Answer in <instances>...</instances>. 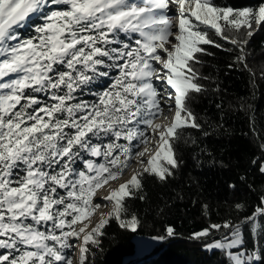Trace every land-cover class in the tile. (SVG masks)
I'll use <instances>...</instances> for the list:
<instances>
[{"label":"rangeland","instance_id":"obj_1","mask_svg":"<svg viewBox=\"0 0 264 264\" xmlns=\"http://www.w3.org/2000/svg\"><path fill=\"white\" fill-rule=\"evenodd\" d=\"M206 5L0 0V264H57L61 236L72 249L66 264H80L84 244L109 215L134 230L119 218L118 204L138 173L161 175L173 163L169 139L191 124L165 99L194 87L186 62L205 42L200 30L220 31L211 6L201 14ZM256 214L253 237L264 230ZM46 222L45 233L39 226ZM241 236L237 229L206 248L228 252L242 245ZM133 242L124 264L159 243L137 235ZM229 258L253 264L254 253Z\"/></svg>","mask_w":264,"mask_h":264},{"label":"trees","instance_id":"obj_2","mask_svg":"<svg viewBox=\"0 0 264 264\" xmlns=\"http://www.w3.org/2000/svg\"><path fill=\"white\" fill-rule=\"evenodd\" d=\"M204 1L220 31L200 30L205 42L193 46L186 62L194 87L182 110L191 124L169 139L173 163L161 175L138 173L118 204L119 218L133 221L134 230L109 215L84 244L80 264H124L134 255L136 235L159 243L135 264H233L229 254L242 250L257 251L264 264V230L253 237L248 221L264 209V16L258 17L264 0ZM257 218L262 222L264 214ZM47 226L39 229L46 233ZM237 229L241 246L206 248ZM66 244L61 236L57 264L71 258Z\"/></svg>","mask_w":264,"mask_h":264},{"label":"bare ground","instance_id":"obj_3","mask_svg":"<svg viewBox=\"0 0 264 264\" xmlns=\"http://www.w3.org/2000/svg\"><path fill=\"white\" fill-rule=\"evenodd\" d=\"M200 10H201V14H203L204 16L210 15V13H211V7L208 6V5H206L203 9L201 8ZM171 87H172V90H174V89L177 90L178 89V88L176 89V85H173ZM181 89H182V86H181ZM181 96L182 95H176L175 96L176 97V100H174L172 103L173 104H180V102L182 101L181 100Z\"/></svg>","mask_w":264,"mask_h":264},{"label":"water","instance_id":"obj_4","mask_svg":"<svg viewBox=\"0 0 264 264\" xmlns=\"http://www.w3.org/2000/svg\"><path fill=\"white\" fill-rule=\"evenodd\" d=\"M263 214H264V212H263ZM248 221H249V219H248ZM258 260H259L258 255H255L253 258V264H258Z\"/></svg>","mask_w":264,"mask_h":264},{"label":"built area","instance_id":"obj_5","mask_svg":"<svg viewBox=\"0 0 264 264\" xmlns=\"http://www.w3.org/2000/svg\"><path fill=\"white\" fill-rule=\"evenodd\" d=\"M256 216H257V214H256ZM258 216H259V215H258ZM253 217H254V216H253ZM253 217H250V218H249V221L252 220ZM253 253H254V256H255V255H256V252H253Z\"/></svg>","mask_w":264,"mask_h":264}]
</instances>
